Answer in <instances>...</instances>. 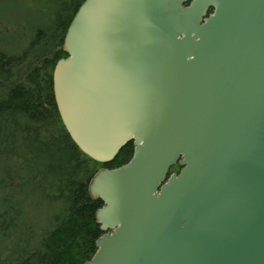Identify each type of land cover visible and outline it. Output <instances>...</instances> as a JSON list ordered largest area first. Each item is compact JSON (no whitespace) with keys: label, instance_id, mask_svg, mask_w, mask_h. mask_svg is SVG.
I'll use <instances>...</instances> for the list:
<instances>
[{"label":"water","instance_id":"obj_1","mask_svg":"<svg viewBox=\"0 0 264 264\" xmlns=\"http://www.w3.org/2000/svg\"><path fill=\"white\" fill-rule=\"evenodd\" d=\"M63 51L75 144L104 165L135 147L90 184L86 264H264V0H85Z\"/></svg>","mask_w":264,"mask_h":264},{"label":"trees","instance_id":"obj_2","mask_svg":"<svg viewBox=\"0 0 264 264\" xmlns=\"http://www.w3.org/2000/svg\"><path fill=\"white\" fill-rule=\"evenodd\" d=\"M13 1L17 22L0 8V264H86L104 234L96 218L104 203L90 184L127 164L135 147L98 163L58 111L53 71L68 57L65 33L85 0Z\"/></svg>","mask_w":264,"mask_h":264},{"label":"rangeland","instance_id":"obj_3","mask_svg":"<svg viewBox=\"0 0 264 264\" xmlns=\"http://www.w3.org/2000/svg\"><path fill=\"white\" fill-rule=\"evenodd\" d=\"M16 1L21 3L22 5H26L24 2H20V1H26V0H16ZM2 5L8 9V11L6 12L7 17L15 19V22L18 21V18L23 17V16L21 17L20 15H18L17 12L14 10V8H13L14 1L13 0H0V8L2 7Z\"/></svg>","mask_w":264,"mask_h":264},{"label":"flooded vegetation","instance_id":"obj_4","mask_svg":"<svg viewBox=\"0 0 264 264\" xmlns=\"http://www.w3.org/2000/svg\"><path fill=\"white\" fill-rule=\"evenodd\" d=\"M179 171H180V169H179ZM179 171H178V172H179Z\"/></svg>","mask_w":264,"mask_h":264}]
</instances>
